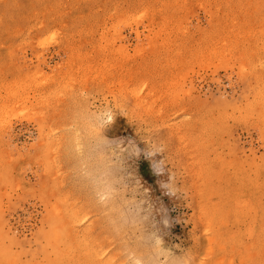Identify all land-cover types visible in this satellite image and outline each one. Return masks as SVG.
<instances>
[{
  "label": "rangeland",
  "instance_id": "rangeland-1",
  "mask_svg": "<svg viewBox=\"0 0 264 264\" xmlns=\"http://www.w3.org/2000/svg\"><path fill=\"white\" fill-rule=\"evenodd\" d=\"M49 263L264 264V0H0V264Z\"/></svg>",
  "mask_w": 264,
  "mask_h": 264
},
{
  "label": "snow or ice",
  "instance_id": "snow-or-ice-1",
  "mask_svg": "<svg viewBox=\"0 0 264 264\" xmlns=\"http://www.w3.org/2000/svg\"><path fill=\"white\" fill-rule=\"evenodd\" d=\"M55 37H56V33H52V37H51V39H53V40H54V39H55ZM41 43H42V45H43L44 43H46V41H42ZM85 219H86V218H85Z\"/></svg>",
  "mask_w": 264,
  "mask_h": 264
},
{
  "label": "bare ground",
  "instance_id": "bare-ground-1",
  "mask_svg": "<svg viewBox=\"0 0 264 264\" xmlns=\"http://www.w3.org/2000/svg\"><path fill=\"white\" fill-rule=\"evenodd\" d=\"M128 231H129V230H128ZM130 231H131V230H130ZM137 241H138V239H137ZM72 260H73V259H72ZM50 263H51V262H50ZM50 263H49V264H50Z\"/></svg>",
  "mask_w": 264,
  "mask_h": 264
}]
</instances>
